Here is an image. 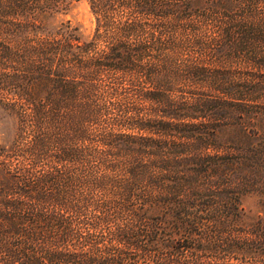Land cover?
Masks as SVG:
<instances>
[{
  "label": "trees",
  "instance_id": "1",
  "mask_svg": "<svg viewBox=\"0 0 264 264\" xmlns=\"http://www.w3.org/2000/svg\"><path fill=\"white\" fill-rule=\"evenodd\" d=\"M0 110V264H264V0H0Z\"/></svg>",
  "mask_w": 264,
  "mask_h": 264
},
{
  "label": "rangeland",
  "instance_id": "2",
  "mask_svg": "<svg viewBox=\"0 0 264 264\" xmlns=\"http://www.w3.org/2000/svg\"><path fill=\"white\" fill-rule=\"evenodd\" d=\"M74 25L81 28V34L85 37L90 35L95 27V18L87 2H78L69 15ZM14 129V121L0 110V143L6 142Z\"/></svg>",
  "mask_w": 264,
  "mask_h": 264
}]
</instances>
